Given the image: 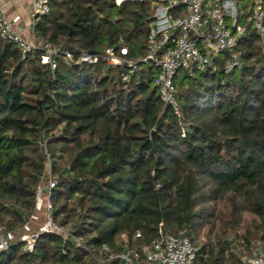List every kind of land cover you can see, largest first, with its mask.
Segmentation results:
<instances>
[{
  "label": "trees",
  "instance_id": "1",
  "mask_svg": "<svg viewBox=\"0 0 264 264\" xmlns=\"http://www.w3.org/2000/svg\"><path fill=\"white\" fill-rule=\"evenodd\" d=\"M153 16L150 0H51L34 33L57 50L54 72L42 51L0 38V231L15 236L0 264H121L110 256L151 245L161 224L184 232L201 264H245L264 242L261 41L249 28L230 73L228 54L178 72L177 117L158 96V69L139 62ZM122 48L138 62L128 82L125 66L75 63ZM49 179L53 221L82 246L37 229L25 251L22 231Z\"/></svg>",
  "mask_w": 264,
  "mask_h": 264
},
{
  "label": "built area",
  "instance_id": "2",
  "mask_svg": "<svg viewBox=\"0 0 264 264\" xmlns=\"http://www.w3.org/2000/svg\"><path fill=\"white\" fill-rule=\"evenodd\" d=\"M51 0H29L31 11L26 28L22 29V18L12 17L7 8L0 5V38L14 43L23 54L37 50L43 52L42 62L49 64L54 72L56 64L53 59L57 50L49 43H43L34 33V26L41 16L50 12ZM128 0H117V4ZM154 5L153 23L150 26V38L147 55L139 62L152 65L158 69L155 80L158 96L164 105L170 106L175 115L180 117V109L175 89V78L180 71L193 75L205 72L214 65V60L228 54L225 71L230 73L242 67L236 51L240 41L249 28L258 35L264 53V0H150ZM66 59L74 61V56L65 53ZM128 50L122 48L118 54L112 49L103 56L82 53L76 64L96 65L101 60L112 66H125L121 74L123 82L138 70V62L126 60ZM53 180L49 179L38 187L36 213H45L46 224L40 233L59 235L72 239L78 246L82 242L71 231L59 227L53 221V203L51 190ZM36 213L30 219H36ZM29 230V223L24 230ZM37 233L22 235L21 242L25 251H32L38 239ZM137 236H140L138 234ZM15 236L0 231V253L7 250ZM198 248L192 245L184 232L174 235L159 226L158 238L151 245L132 248L123 245L122 252L110 256L109 260L118 259L121 264H201L198 260ZM245 264H264V242L252 244L249 255L243 256ZM103 263L102 259L97 260Z\"/></svg>",
  "mask_w": 264,
  "mask_h": 264
},
{
  "label": "crops",
  "instance_id": "3",
  "mask_svg": "<svg viewBox=\"0 0 264 264\" xmlns=\"http://www.w3.org/2000/svg\"><path fill=\"white\" fill-rule=\"evenodd\" d=\"M0 5L8 9L10 16H20L23 23L22 29L26 28L31 11L29 0H0Z\"/></svg>",
  "mask_w": 264,
  "mask_h": 264
},
{
  "label": "rangeland",
  "instance_id": "4",
  "mask_svg": "<svg viewBox=\"0 0 264 264\" xmlns=\"http://www.w3.org/2000/svg\"><path fill=\"white\" fill-rule=\"evenodd\" d=\"M36 219H32L30 222H29V230H23V235H28V234H32V233H35V231L37 229H40L42 228V226L44 224H46V220H45V213L41 212V211H38L36 213ZM245 219H250V216H246ZM244 256H247V254H245Z\"/></svg>",
  "mask_w": 264,
  "mask_h": 264
}]
</instances>
